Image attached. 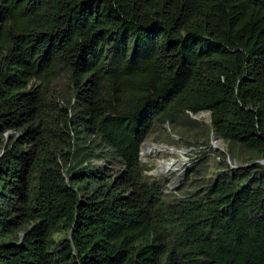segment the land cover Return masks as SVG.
I'll list each match as a JSON object with an SVG mask.
<instances>
[{
	"label": "trees",
	"instance_id": "trees-1",
	"mask_svg": "<svg viewBox=\"0 0 264 264\" xmlns=\"http://www.w3.org/2000/svg\"><path fill=\"white\" fill-rule=\"evenodd\" d=\"M199 112L264 159V0H0V264H264V168L146 181L144 141Z\"/></svg>",
	"mask_w": 264,
	"mask_h": 264
},
{
	"label": "rangeland",
	"instance_id": "rangeland-1",
	"mask_svg": "<svg viewBox=\"0 0 264 264\" xmlns=\"http://www.w3.org/2000/svg\"><path fill=\"white\" fill-rule=\"evenodd\" d=\"M210 123V113L199 112L182 115L176 118L172 125L170 123L157 125L144 144L161 145L166 151L158 155L140 156L141 163L148 168L146 181L161 187L168 195L181 197L193 192L195 188L193 183L197 185L199 180V182L203 179L210 180L224 169L245 172L256 166L264 168V164L259 163L262 160L264 163V159L247 164L230 156L224 149V143L212 129H209L207 139L200 133L194 135L196 131H201L202 126L210 127ZM15 135L17 133L7 132L6 137ZM158 160L164 162L159 163ZM84 166L90 172L104 173L106 179L116 176L124 167L118 159L110 156L107 150L90 155ZM183 167L182 176L176 181L177 174ZM55 237L57 240L63 238L62 235Z\"/></svg>",
	"mask_w": 264,
	"mask_h": 264
},
{
	"label": "bare ground",
	"instance_id": "bare-ground-1",
	"mask_svg": "<svg viewBox=\"0 0 264 264\" xmlns=\"http://www.w3.org/2000/svg\"><path fill=\"white\" fill-rule=\"evenodd\" d=\"M144 144V143H143ZM163 151H166L165 147L164 146H157V145H154V144H149V143H145L141 149H140V156L143 155V156H149V155H158L159 153L163 152ZM157 162L159 163H162L164 161H161V160H158ZM264 164V163H263ZM184 167L182 168V170L177 174V178H176V181L178 180V178L180 176H182V171H183ZM154 171V170H153ZM155 172V171H154ZM153 172V173H154ZM156 174V173H154ZM157 175V174H156ZM175 181V182H176ZM174 182V184H175Z\"/></svg>",
	"mask_w": 264,
	"mask_h": 264
},
{
	"label": "water",
	"instance_id": "water-1",
	"mask_svg": "<svg viewBox=\"0 0 264 264\" xmlns=\"http://www.w3.org/2000/svg\"><path fill=\"white\" fill-rule=\"evenodd\" d=\"M259 163L263 164V160L262 161H259Z\"/></svg>",
	"mask_w": 264,
	"mask_h": 264
},
{
	"label": "clouds",
	"instance_id": "clouds-1",
	"mask_svg": "<svg viewBox=\"0 0 264 264\" xmlns=\"http://www.w3.org/2000/svg\"><path fill=\"white\" fill-rule=\"evenodd\" d=\"M211 119V118H210ZM139 156H140V152H139Z\"/></svg>",
	"mask_w": 264,
	"mask_h": 264
}]
</instances>
